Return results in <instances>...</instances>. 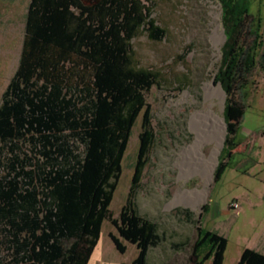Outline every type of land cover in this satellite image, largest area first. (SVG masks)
<instances>
[{
    "label": "trees",
    "instance_id": "obj_1",
    "mask_svg": "<svg viewBox=\"0 0 264 264\" xmlns=\"http://www.w3.org/2000/svg\"><path fill=\"white\" fill-rule=\"evenodd\" d=\"M149 1L28 0L18 66L0 103V264L89 263L111 218L107 186L139 115L148 121L146 93L159 75L133 48L143 30L153 40L167 35ZM217 1L226 39L214 76L226 92L227 133L215 182L233 163L247 87L264 68L252 0ZM111 221L117 248L126 251L121 239L136 245L134 264H146L155 224L128 205ZM228 242L199 226L194 264H224ZM236 264H264V252L245 247Z\"/></svg>",
    "mask_w": 264,
    "mask_h": 264
},
{
    "label": "rangeland",
    "instance_id": "obj_2",
    "mask_svg": "<svg viewBox=\"0 0 264 264\" xmlns=\"http://www.w3.org/2000/svg\"><path fill=\"white\" fill-rule=\"evenodd\" d=\"M252 2L253 12L264 26V0ZM27 5L28 0H0V103L18 66ZM148 5L167 35L153 40L143 30L133 40V48L138 63L159 75L146 93L148 121L143 113L139 115L120 173L107 186L108 191L113 190L111 218L104 220L88 264H134L136 245L121 239L126 245L121 252L112 238L119 234L111 219L118 218L125 205L156 226L146 264H194L193 244L199 226L228 238L224 264H236L245 247L264 252V68L256 70L247 87L240 145L232 165L215 182L217 160L208 185L200 175L181 178L176 162L196 136L190 127L192 113L212 109L224 117L226 97L208 98L205 91L207 82L215 83L224 43L221 6L217 0H150ZM213 147L205 145V153ZM139 172L140 178L134 182ZM198 189L205 193L198 206L181 201L169 204L183 191ZM234 203L240 205L238 211ZM205 205L209 211L204 210Z\"/></svg>",
    "mask_w": 264,
    "mask_h": 264
},
{
    "label": "bare ground",
    "instance_id": "obj_3",
    "mask_svg": "<svg viewBox=\"0 0 264 264\" xmlns=\"http://www.w3.org/2000/svg\"><path fill=\"white\" fill-rule=\"evenodd\" d=\"M218 27H220V24H218ZM221 34L223 35L222 31ZM205 91L208 98L213 95H219L222 99L225 97L220 83L207 82L205 84ZM224 123V117L212 109L197 110L192 113L190 127L196 136L189 145L182 149L176 162L180 168L181 178L200 175L205 184L208 185L225 136L224 131L226 126ZM208 144L214 147L209 154H206L204 146ZM204 194L199 189L197 192L186 190L178 194L176 199L172 200L169 204L173 205L181 201L198 206L203 201Z\"/></svg>",
    "mask_w": 264,
    "mask_h": 264
},
{
    "label": "water",
    "instance_id": "obj_4",
    "mask_svg": "<svg viewBox=\"0 0 264 264\" xmlns=\"http://www.w3.org/2000/svg\"><path fill=\"white\" fill-rule=\"evenodd\" d=\"M222 33H223V36H224V40L226 39V35H225V31H224V28H223V30H222ZM213 79L215 80V76L213 77ZM221 85V84H220ZM221 88H222V86H221ZM222 90H223V93H224V95H225V97H226V92L224 91V89L222 88ZM224 119H225V117H224ZM225 125H226V122H225ZM226 127H227V125H226ZM226 133H227V130H226ZM226 137V136H225ZM222 146H224V143L222 144ZM217 160L219 161V158L217 157Z\"/></svg>",
    "mask_w": 264,
    "mask_h": 264
},
{
    "label": "built area",
    "instance_id": "obj_5",
    "mask_svg": "<svg viewBox=\"0 0 264 264\" xmlns=\"http://www.w3.org/2000/svg\"><path fill=\"white\" fill-rule=\"evenodd\" d=\"M239 207H240V205H239L238 203H234V204H233V208H234L236 211L239 210Z\"/></svg>",
    "mask_w": 264,
    "mask_h": 264
},
{
    "label": "crops",
    "instance_id": "obj_6",
    "mask_svg": "<svg viewBox=\"0 0 264 264\" xmlns=\"http://www.w3.org/2000/svg\"><path fill=\"white\" fill-rule=\"evenodd\" d=\"M236 153V152H235ZM254 249H256V247L254 248ZM257 250V249H256Z\"/></svg>",
    "mask_w": 264,
    "mask_h": 264
}]
</instances>
